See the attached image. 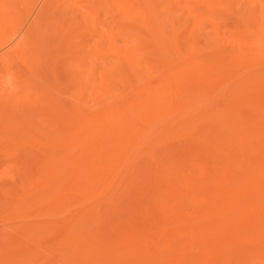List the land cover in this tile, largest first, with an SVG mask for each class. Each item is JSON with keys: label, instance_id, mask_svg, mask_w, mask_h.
<instances>
[{"label": "bare ground", "instance_id": "6f19581e", "mask_svg": "<svg viewBox=\"0 0 264 264\" xmlns=\"http://www.w3.org/2000/svg\"><path fill=\"white\" fill-rule=\"evenodd\" d=\"M241 1L251 13L243 21L247 34L262 48L264 2ZM194 6L207 17H195ZM232 15L229 0H0V123L15 129L57 104L69 111L74 126L46 158L41 189L68 187L86 200L99 197L100 212L113 204L115 191L130 186L140 165L155 175L165 168L174 173L172 155L190 152L189 187L181 186L186 181L176 173L168 180L200 196L198 211L182 223L190 229L186 243L175 239L156 258L180 251L168 264H264V74L234 86L245 97L237 105L214 102L215 88L204 84L219 81L231 65L218 51L220 43L249 47L221 30L219 21ZM204 23L214 37L198 45L195 35ZM56 61L70 77L71 91L63 92L60 84L67 107L60 94L47 91L45 98L44 91L31 90H41L44 70L51 65L53 73ZM249 87L255 90L246 96ZM185 196L177 215L191 211ZM76 214L66 215L69 229L58 233L48 254L38 237L41 224L12 227L24 243L0 248V264H104L110 257L96 261L91 253L97 248L85 240L90 228L82 219L74 222ZM103 216L105 225L95 220L92 228L109 226L108 213ZM7 230L0 229L1 240L10 239ZM124 257L115 258L116 264H125ZM135 260L146 264L149 257Z\"/></svg>", "mask_w": 264, "mask_h": 264}, {"label": "rangeland", "instance_id": "374dc122", "mask_svg": "<svg viewBox=\"0 0 264 264\" xmlns=\"http://www.w3.org/2000/svg\"><path fill=\"white\" fill-rule=\"evenodd\" d=\"M229 1L233 8V15L219 21L221 30L230 32V40L249 45V47L236 48L220 43L218 51L227 61H230L231 65L229 64V67L222 72L219 81L209 79L204 84L215 88L214 102L237 105L245 97L238 95L234 86L242 82L247 83L257 75L264 74V47L259 48L257 41L247 34L250 27L245 26L243 21L251 13L243 9L242 1ZM261 1L264 2V0ZM193 8L195 17L201 19L207 17L202 8L196 6ZM211 31L210 24L204 23L195 35L198 45H204L206 38L212 41L214 36ZM250 47L251 50H249ZM41 49L44 50V46ZM44 55L45 53L39 55L42 61H44ZM56 62L53 72L55 75L52 73L51 65L43 72V81L40 79L43 90L42 87L41 90L35 87L31 90L36 95H41V91H44L45 98L50 97L47 91L50 92L51 97L60 94L59 97L57 96L58 101L67 107L68 99L61 93L60 84L63 85V92L71 91V85H69L71 90L67 87L70 77L61 70V61ZM14 66V69L26 78V71L17 65ZM197 86L195 82L192 85V87ZM125 90L124 87L121 92ZM254 90L255 87L247 88L246 96ZM57 98L56 102H58ZM2 111L5 110L0 108V113ZM68 114V110L63 111L54 104L45 111L43 118L32 119L26 123L22 121L19 126H15V129H12L9 123H0V229L8 228L7 232L10 234V239H0V248L11 246V244L20 247L24 243L23 237L12 232V227L36 223L41 224L43 228V232L38 237L41 236L40 242L45 249V254H48L57 245L58 233L69 229V223H64L66 215L77 213L73 221L82 219L90 228L85 240L97 248L96 252L91 253L98 258L96 261L106 254L110 258L104 264H116L115 258L122 256H125V264H136L135 258L138 256L143 258L148 256L149 260L146 264H162L165 259L168 262L164 264H168L177 259L180 251L163 255L161 258H156V255L166 250L175 239L181 240V245L186 243L185 239L190 229L182 223L189 219L190 213L198 211L195 206L200 202V196L182 192L179 186L177 188L171 186L168 180L171 174L176 173L186 181L181 186L189 187L192 180L191 170L194 166L193 154L186 151L173 154L171 157L173 165L179 168L174 173L165 168L155 175L153 171L140 165L136 175L130 177V186L127 188L123 186L115 191L113 204L103 205L98 212L96 205L101 201L99 197L86 200L84 195L68 187L62 190L41 189L48 172L46 158L52 152L51 149L63 145L66 138L74 131L72 122L67 119ZM29 115L30 113L28 117H31ZM61 155L62 153H56V156ZM185 195L189 196L185 204L187 207H192L191 211L177 215L174 212L175 207L182 202ZM63 211L66 213L62 215ZM103 211L109 215L110 227L104 226ZM22 214H27L29 218H21ZM95 220L104 223V230L92 228V222ZM53 222L55 224H52ZM178 223L181 224L174 227ZM107 227L109 229L105 230ZM159 237H162L161 241H158ZM83 246L85 244L79 245V247ZM157 248L161 251H157ZM44 260H41V263ZM184 262L185 264L193 263L188 260Z\"/></svg>", "mask_w": 264, "mask_h": 264}]
</instances>
